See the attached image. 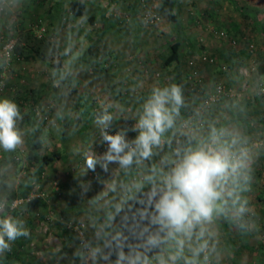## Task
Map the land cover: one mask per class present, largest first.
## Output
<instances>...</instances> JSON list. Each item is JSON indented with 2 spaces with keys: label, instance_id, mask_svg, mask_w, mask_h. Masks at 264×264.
<instances>
[{
  "label": "clouds",
  "instance_id": "obj_1",
  "mask_svg": "<svg viewBox=\"0 0 264 264\" xmlns=\"http://www.w3.org/2000/svg\"><path fill=\"white\" fill-rule=\"evenodd\" d=\"M11 6L0 0V9ZM64 55L68 59L52 76L67 97L77 87L78 56L71 46ZM256 86L264 92V79ZM137 104L134 111L116 112L112 104H102L94 114L98 139L83 153L76 176L97 166L110 175L91 197V182H79L80 200L89 207L73 238L78 243L71 264H222L224 224L244 235L259 229L247 194L261 145L254 142L245 107L236 101L193 107L177 83L152 87ZM64 117L63 109L56 112L58 120ZM23 119L14 100L0 98V155L6 162L19 158L35 131L22 127ZM129 119L134 124L112 131ZM129 131L136 135L130 138ZM40 141L46 143V135ZM96 142L106 149L97 153ZM8 172L0 168V256L30 235L25 220L12 214ZM35 182L32 178L25 187Z\"/></svg>",
  "mask_w": 264,
  "mask_h": 264
},
{
  "label": "rangeland",
  "instance_id": "obj_2",
  "mask_svg": "<svg viewBox=\"0 0 264 264\" xmlns=\"http://www.w3.org/2000/svg\"><path fill=\"white\" fill-rule=\"evenodd\" d=\"M132 1L135 3L132 9L128 10V6L130 5L125 3L127 0H99L100 3L108 8L106 18L112 23L109 32L110 34L112 33L113 38L121 37L122 39L118 38L119 42L126 44L134 43L135 36L146 37V35H153L155 37L159 52H156L157 56H154V60L150 64H147V66L150 65V70L147 71L150 75L149 77L160 79L162 86L172 84L174 81L167 80V77H170L167 72L172 71L170 70L172 67L175 68L174 72H180L176 83L183 86L185 97L193 107L205 103V97L209 96L216 84L221 83L224 87V92L221 93V96L216 101L209 104L218 108L225 102L236 101L245 107L247 118H251L250 131L254 136V142L260 144L261 147L257 150L252 189L247 195L257 213L259 229L251 234L244 235L237 229L224 224L225 255L222 264H264V123L258 121L256 118L257 114L255 113L257 109L264 110V94L263 92H259L256 86L258 80L264 79V73H260L258 70L259 65L264 63V31L257 24L261 17H235L234 21L237 25L232 26L231 19L226 17L210 16L195 11L193 13L188 12L187 14L190 15L183 16L181 21L187 39L193 45L184 43L180 51V60L166 65L162 58L168 52L169 43L173 38V20L166 13L159 11V0H145L146 7L148 5L152 6V9L161 15V18L157 22L147 24L141 18L142 0ZM33 4L34 2L31 1L30 6H33ZM36 5L40 6L36 9V12L33 10V7H31L30 12L25 13H23L25 8L18 9L15 14V20L19 23L21 21L25 22L28 25L34 19L35 21L41 19L45 25L43 35H46L51 43L50 45L55 46V50L50 54L48 59L49 61L58 63L59 66L62 63L61 61L65 62L68 59L64 53L72 44L71 42H66H68V39H71L70 34L73 32L75 24L72 17L73 14L71 15L64 7L57 10V4H53L50 0L40 4L35 3ZM190 6H193V4H190ZM90 7L92 9V5ZM101 20L103 22V19ZM51 21L52 23L54 21L56 31L59 28L60 35L55 34ZM77 22L80 24L78 26L80 29L84 27L91 29L99 28L96 24L88 22L87 19L84 20V17L81 18V16ZM22 29L18 24H15V26H12V23H9V25L0 24V32L8 37H19ZM64 38L65 40H63ZM206 47H209L211 50H208ZM212 47H215L216 51ZM22 50H25L24 45H22L20 50L15 49L14 55L7 61L1 52L0 46V80L3 81L2 84L0 83V98H9L10 95H14L12 87L19 94L21 89L27 87L26 84H23L25 78H29L30 81L34 78L33 73L37 70L41 71L44 75L52 76L54 70L48 63H40L39 66L31 65L36 61L40 62L41 58H20L21 55L19 54H22ZM97 54L96 57L100 56L99 52ZM203 54L212 56L215 60L214 63L203 60ZM189 60H192V64L189 63ZM140 68L145 70V65L140 66ZM88 69L94 71L101 70L94 63L90 64ZM183 74L184 77L180 80ZM73 90L75 93L72 98L73 104L81 92L86 96V99L83 98L82 100L85 105H79L80 111L83 112L82 115L79 113L80 117L76 116L77 118L73 119L72 116L70 117L71 114H69V118L73 120L72 124H74L75 131L73 132L72 128L69 127L65 135L73 132L76 142L73 139L72 143L70 141L63 144L61 137L55 140L56 137L60 136L58 134L61 129L59 131L58 129L50 130L47 134L43 132V135H47V142L43 143L42 148L39 150V154L56 152V156L51 160L56 163V176L54 175L53 177L48 174L49 168L47 167L51 161L49 163L30 164L27 154L28 137L26 138V145L18 159L6 162L3 155H0V168H9L8 179L14 184L10 194L12 192L20 194V189L24 188L27 193L24 196L22 194L21 196H17L18 198L21 199V197L31 195L30 200L38 197L40 201L32 209L27 207V205L22 206L21 204L17 207L15 206L13 209H18V214L15 215H20L25 220L30 235L26 238L22 237L18 239L13 244L12 250L6 254L14 258L15 254L26 251L30 256L29 259H26L28 264H71L72 254L78 241L73 239L76 237L75 235L73 237H70V235H65L64 237L59 235V226L63 224L69 225V221L72 218L75 220L73 223H79L85 217L89 206L86 199L80 200V183H77L78 188H73L71 184L73 178H68L67 181L63 178L74 175V173H79L80 169L84 166L83 153L90 150L93 141L98 139V129L93 123L94 114L90 116L84 115L86 110L83 109L91 107L93 110H96L102 104H112L111 101L113 100L121 107L129 110V101H126L122 105L123 101L120 99H110V97L107 99L102 96L103 93L100 92V89H94L93 92H90L84 90L81 83L77 82V87ZM48 100L38 99V102L30 103L35 108L34 111L36 112L34 114L43 117V126H48V124L55 121L53 115H51V111L56 107V103L52 104L48 121L44 122L47 117V115L46 117L44 115L50 109V105H48L49 108L47 109L45 107V103ZM133 100L136 104L137 98L135 96ZM14 101L19 106L20 111H28L27 104H21L22 102L19 99ZM113 106L112 111L116 112L115 105ZM73 109H75V106H73ZM134 110L135 107L132 111ZM184 114L187 115V113ZM35 115L32 117L37 118ZM69 118H67V121H69ZM126 124L131 126L134 124V121L129 119ZM118 127L120 126L117 122L115 128L118 129ZM130 132L132 131H129V137L131 136L132 138L136 135L135 132H132L134 135H130ZM93 148L97 153H101L106 149V145L96 142ZM63 152L65 155L57 156V153ZM37 165L42 168L41 174L38 176L39 178L35 180V184L28 183V186L25 187V183L30 180L28 179L29 173H33ZM65 167L69 170H63ZM109 175V173L103 172L97 166L95 172L89 170L86 175L80 176L79 180L91 182V189L87 193V196L91 197L102 188V181ZM36 192L42 194L37 196ZM9 197L10 195L8 199ZM13 199L10 198V202ZM27 201L24 200L23 202ZM69 232L74 233L75 231L69 230Z\"/></svg>",
  "mask_w": 264,
  "mask_h": 264
},
{
  "label": "crops",
  "instance_id": "obj_3",
  "mask_svg": "<svg viewBox=\"0 0 264 264\" xmlns=\"http://www.w3.org/2000/svg\"><path fill=\"white\" fill-rule=\"evenodd\" d=\"M31 1L34 2L33 6H30ZM47 1L49 0H16V2L11 7L6 8L4 10L0 9V24L4 23L9 25V23H12V26L18 24L20 25L21 28H23L22 32L28 29H33V23L35 19L33 20L32 23L29 22L27 25L25 22L21 21V23H19L18 21H16L15 14L17 13L18 9H22V8H25L23 13L30 12V10L32 9L31 7H33L34 8L33 10L36 12V9L40 6L38 5L35 6V3L40 4L42 2H47ZM50 1L53 2V4L55 5L57 4L56 6L57 10L58 9L60 10V8L64 7L71 15L73 14L69 7V0H50ZM84 1L86 3V12L83 15H75V16H73L74 14L72 15L75 24L73 26V32L70 34L71 39H68V42H66V43H70V42L72 43L70 45L72 46L71 48L72 55L78 56V60L76 63V67L78 69L77 82L81 83L84 90L93 92L94 89H100V92L103 93L102 96L106 97L107 99H109L110 97V99L115 98L122 100L123 101L122 105L126 101H129L130 104L128 108L133 110L134 107L135 108L138 107V104L137 103L135 104V101L133 100L134 96L137 99L145 97L148 95L152 87L162 86L161 85L162 82L160 79L149 77L150 75L147 73V71L150 70V65L147 66V64H150L154 60V56H157L156 52H159L157 48L158 43H156L155 37L153 35H149V36L146 35V37L135 36V42L130 44L119 42L118 38L121 37L113 38V36L111 35L112 33L110 34L109 32V29L111 27L104 29L103 22H101L102 11L105 10L104 17H107L106 15L108 13V8L104 4L100 3L99 0H84ZM179 1H180L181 20L183 16L190 15L187 14L188 12L193 13L195 11L200 14L205 13L210 16L229 18L231 19L230 20L231 25L235 26V24L237 25V23L234 21L235 17L239 18L241 16H249V17L259 16L261 17V19L259 20V22H257V24L259 25L258 27L259 28L261 27L262 31H264V29L262 28L264 26V0H179ZM125 3H128L130 5L128 6V10H129L132 9L135 2L132 0H127V2ZM190 4H193V6H190ZM91 5H92V9L90 7ZM77 16H79L78 19H76ZM80 16L81 18L84 17V20L87 19L88 22L92 24H96L97 26H99V28L96 27L97 29L96 28L91 29L84 27L83 29H80L78 27L80 26V24L77 22L79 21ZM52 25H53L52 29H55V34L60 35L59 28H57L56 31V27H54V21ZM63 40H65V38ZM50 44L45 45V49L48 50V52L44 57H40L35 54L32 55L28 46L23 44L25 49L24 50L25 54L24 51L22 50V54H19L21 55L20 58L38 59L39 57L41 58L40 62L36 61L33 64L31 63L30 64L34 66H39L40 63L45 64L46 62L50 67H52L53 70H55L58 67V63L54 61H49L48 59L50 54L55 50V46ZM214 48L215 47H212V49L216 51ZM207 49L211 50L209 47ZM98 52L100 56L96 57V54ZM61 62L62 63H60L59 66H63V64L65 63L63 61ZM52 63L56 64L55 65L56 68H54L51 65ZM93 63L96 64L97 67L101 68V70L94 71L88 69L90 64ZM143 65H145V70L140 68V66ZM170 70L172 71L167 72V74L170 75V77H167V80H170L171 82L178 81L179 79L178 74H180V72L179 71H176L178 73L174 72L175 68L173 67ZM33 77L34 78H32L30 81L29 78H25V82H23V84H26L27 87L21 89V91H19V94L16 93L15 91L16 89L12 87L14 90V95H10L9 97L10 99L12 98L14 100L19 99V101L22 102L21 104L28 105L26 106L28 111H23V112L21 111L23 117L25 116L21 126L25 128L34 127L35 129H39L41 130V136L43 135V132L47 134L50 130L61 129L60 133L58 134L60 136L56 137L55 140L61 137L63 144H66L70 141L72 143L73 139L76 142V138H74L73 132L71 134L68 133L67 135H65L67 128L69 127L72 128V131L75 128L74 124H72L73 120L69 118V114H71L70 117L72 116L73 119L80 117L79 116L80 112L78 110L75 111L73 109L72 98L74 97L75 94L73 92L74 90L71 91L69 96L63 97L60 94V89L54 86L55 78L53 76L44 75L41 71L37 70L33 73ZM183 77L184 74L180 77V80H182ZM38 99H49L45 103V107L47 109L49 108L48 105H50V109L44 115V117H46L47 115L44 122L48 121L49 113L51 112H52L51 115H53V118L56 122L54 121L48 124V126L42 125L43 117L35 115L34 114V112H36L34 111L35 108L32 107V105L30 104V103L33 104L34 102L35 103L38 102ZM55 103H56V107H54L53 111H51L52 104ZM111 103L115 105L116 111L121 107L120 105L117 104L116 101L112 100ZM61 109H63L65 113V117L63 119L64 122L56 118V112ZM33 115L37 116V118L32 117ZM88 115L90 116L91 113H88ZM67 118H69V121H67ZM125 123L127 122L119 121L118 125L123 126ZM130 135H134V133L130 132ZM61 155L63 156L65 155V153L64 152L57 153V156H61ZM66 167L63 168V170L68 171L69 169L67 170ZM47 168H49L48 170L49 176L54 177V175L57 174L55 171L56 163L54 161H51L48 164ZM68 178H73L71 181L72 187L78 188L77 183L80 182V180L79 177L76 176V173H74V175H69L63 179H66L67 181ZM25 226L28 227L27 223L25 224ZM14 256H15L14 258H11L7 254L0 256V264H28L27 263L28 261L26 262V259L30 258L28 252L25 251L23 253L15 254Z\"/></svg>",
  "mask_w": 264,
  "mask_h": 264
},
{
  "label": "trees",
  "instance_id": "obj_4",
  "mask_svg": "<svg viewBox=\"0 0 264 264\" xmlns=\"http://www.w3.org/2000/svg\"><path fill=\"white\" fill-rule=\"evenodd\" d=\"M69 7H70L71 12L74 15H83L86 12V3L84 0H69ZM158 9L159 11L166 13L173 20V28H174L173 38L171 42L169 43L168 52L163 56V62L166 65H169L172 62H177L180 60L179 58L180 51L184 43H187L188 45H193V44L188 41L187 36L183 30V23L180 17V1L179 0H159ZM104 11L105 10L102 11V19H103V25L105 29V28L111 27L112 23H110L109 20H107V18L104 17L105 15ZM262 28L264 29V26ZM22 43L28 46L32 55L35 54L37 56L44 57L48 52V50L45 49V45L47 44L49 45L50 41L48 40L46 35L38 36L36 35L34 29H28L20 34L19 42L16 44L15 49L20 50V48H22V45H23ZM51 65L54 68H56L55 63H52ZM258 70L260 73H264V63L259 65ZM173 83H176V81H174ZM207 97L208 96H206L205 99ZM77 98L78 99H76L73 104V106H75L74 110L75 111L78 110L82 115L83 112L80 111L79 105L84 104V101L82 100L83 98L86 99V96L83 92H81ZM83 110H86L84 115H88V113L95 114L97 111L100 110V107L97 108L96 110H93V108L91 107L86 109L85 107ZM255 113L257 114L256 118L258 119V121L260 123H264V110L257 109ZM246 123L250 125L251 118H247ZM40 137H41V130L35 129V131L29 136L27 140V143H28L27 154H28L30 164H36V163H42V162L49 163L53 159V157L56 156V152L39 154V150L43 146V143L40 141ZM38 166L39 165L36 166L35 171L33 173H29L28 179L31 180L32 178H34L35 180H37V178H39L38 176L41 174L42 168ZM26 193L27 192L25 189H21L20 194L12 192L10 194L9 200L10 198H16L19 195L21 196V194L22 196H24ZM38 199H39L38 197H35L31 199L30 202L28 200L27 202L21 205L22 206L27 205V207H30L32 209L39 204L40 201ZM12 214L13 215L18 214V209L13 210ZM69 230H73V228L68 227L67 225H64V224L62 226L60 225L58 234L61 235L62 237H64L65 235H70V237H73L74 235L77 236L76 232L70 233Z\"/></svg>",
  "mask_w": 264,
  "mask_h": 264
},
{
  "label": "built area",
  "instance_id": "obj_5",
  "mask_svg": "<svg viewBox=\"0 0 264 264\" xmlns=\"http://www.w3.org/2000/svg\"><path fill=\"white\" fill-rule=\"evenodd\" d=\"M145 0H142V5H143V8H141V18L142 20L145 22L147 21L146 23L147 24H152V23H155L157 22L160 18H161V15L159 12L155 11L154 9H152V6H147L146 7V4L144 3ZM8 3L11 5L13 3V0H8ZM4 10V9H2ZM33 29L36 33V35L38 36H41L44 34V31H45V25L42 23L41 19H38L36 20L34 23H33ZM221 34H222V31H221ZM19 42V37H8V36H5L3 33L0 32V46H1V52L3 54V56L6 58L7 61H9L11 59V57L14 55V52H15V47H16V44ZM202 59L205 60V61H208L209 63H214V59L212 56H208L206 54H203L202 55ZM189 63L192 64V60H189ZM0 83L2 84L3 81L0 80ZM224 92V87L221 83H218L214 86V88L212 89V91L210 92L209 96L205 99V102L207 103H210V102H214L216 101L220 96H221V93ZM264 94V92H263ZM117 129L114 127L112 129V131H116ZM42 193H39V192H36V195H41ZM30 196L31 195H27L26 197H21L18 198H14L11 203L15 206H18L19 204H22L24 203L23 201L24 200H30ZM20 202V203H18ZM68 227H72L73 230L77 233L78 235V232H77V229H81V225L79 223H72L71 226L67 225Z\"/></svg>",
  "mask_w": 264,
  "mask_h": 264
}]
</instances>
